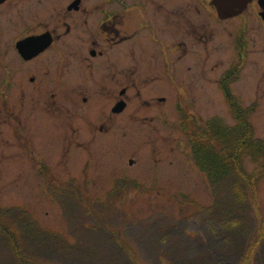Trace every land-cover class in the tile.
Returning a JSON list of instances; mask_svg holds the SVG:
<instances>
[{
  "label": "flooded vegetation",
  "instance_id": "af4514ba",
  "mask_svg": "<svg viewBox=\"0 0 264 264\" xmlns=\"http://www.w3.org/2000/svg\"><path fill=\"white\" fill-rule=\"evenodd\" d=\"M231 19L232 55L212 65ZM259 41L264 52V0H0V124L23 136L13 144L47 195L71 184L91 198L96 171L118 161L111 182L140 183L142 164L124 158L141 145L127 137L171 138L220 118L196 107L209 84L221 103H250L237 84Z\"/></svg>",
  "mask_w": 264,
  "mask_h": 264
},
{
  "label": "rangeland",
  "instance_id": "374dc122",
  "mask_svg": "<svg viewBox=\"0 0 264 264\" xmlns=\"http://www.w3.org/2000/svg\"><path fill=\"white\" fill-rule=\"evenodd\" d=\"M235 22L226 20L227 30L217 32L215 40H222L224 50L211 56L210 64H221L219 59L223 62L231 57L229 31ZM257 48H262L261 41ZM237 87L245 101L250 102L242 105H254L249 117L256 128L255 135L264 138L262 50L246 67ZM204 92L207 94L199 97L196 106L202 115L217 113L226 123L233 124L230 106L224 100L221 103L214 85L209 84ZM252 100L256 104H251ZM146 124L151 127L150 120ZM27 137L35 143L47 138ZM165 137H127L128 144L141 145L140 157L129 152L124 158L126 165L129 157L142 164L140 183L111 182L116 170L110 165L121 166L118 161L103 167L109 174L99 175L102 170L96 171L95 183L87 186L91 198L78 193L71 184L65 189H51L49 196L44 192L48 183H41L40 169L24 162L19 154L22 148L14 145L23 143V136L19 139L11 131H3L0 124V264H132L129 255L133 253L139 264H239L245 243L256 236L260 227L264 228V177L256 182V196L249 193L250 207L244 211L239 207L232 209L239 211L234 220L242 231L233 229L231 223L227 228L237 230V234L228 238L223 216L216 214L221 203H216V199L223 191L211 185L204 173L190 163L193 158L188 140L181 145L176 142L186 139L180 131L176 130L171 138ZM99 159L104 165L108 157L102 155ZM243 167L251 176L256 169L247 157ZM66 169L60 175L67 177L76 172L73 167ZM231 177L224 181L233 180ZM184 193H188L187 198H178ZM9 229L16 236L18 254ZM252 246L247 258L257 252V245ZM261 256L264 257V248L258 254Z\"/></svg>",
  "mask_w": 264,
  "mask_h": 264
},
{
  "label": "trees",
  "instance_id": "16d2710c",
  "mask_svg": "<svg viewBox=\"0 0 264 264\" xmlns=\"http://www.w3.org/2000/svg\"><path fill=\"white\" fill-rule=\"evenodd\" d=\"M211 128L212 134L191 137L193 154L198 166L207 173L211 185L219 186V191H223V194H220L221 199H216V203L221 202L220 211L216 214L223 216L225 228L231 226L232 223L233 229L240 228L242 231V226L240 227L239 223L234 220L238 217L239 211L235 209L233 212L232 209L239 207L242 208V211L246 210L245 208L250 207L249 193L256 196V182L264 177V139L256 137L251 125L242 119H238V125L234 127H219L217 124H211ZM245 157L255 164L256 169L252 176L243 167ZM231 175L235 177H231ZM228 177L233 178V180L224 181ZM223 183L231 190L226 186L224 187ZM227 230L228 238L236 237L237 230L230 231L229 228ZM8 234L13 239L14 250L18 254L19 247L14 239L16 236L13 232ZM263 244L264 228L260 227L256 236L249 240L247 245L245 243L242 248L239 264H260V260L264 264V257H258V254L263 251ZM252 245H257V252L254 257L247 258L248 251L253 248ZM215 254L217 255L216 252ZM133 255H129L131 263L139 264L135 258L136 255L134 253ZM207 256L211 257L209 254Z\"/></svg>",
  "mask_w": 264,
  "mask_h": 264
}]
</instances>
